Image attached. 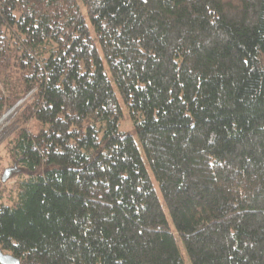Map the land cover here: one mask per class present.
<instances>
[{"label": "trees", "instance_id": "obj_1", "mask_svg": "<svg viewBox=\"0 0 264 264\" xmlns=\"http://www.w3.org/2000/svg\"><path fill=\"white\" fill-rule=\"evenodd\" d=\"M20 103L4 255L264 264V0H0V117Z\"/></svg>", "mask_w": 264, "mask_h": 264}, {"label": "rangeland", "instance_id": "obj_2", "mask_svg": "<svg viewBox=\"0 0 264 264\" xmlns=\"http://www.w3.org/2000/svg\"><path fill=\"white\" fill-rule=\"evenodd\" d=\"M84 14H86L85 11H84ZM109 76L112 78L111 72H109ZM114 87H116L115 83H114ZM115 92L118 95V99H119L120 105L122 106V111H123V116H124L119 128H120L122 133H126V134L130 135L132 138H134V140L137 144V147L140 151L142 161H144V163L146 165L147 172H149V174H150V178H151V181L154 185L156 194H158L160 202H162V205H164L163 194L161 193L158 182L155 180L153 171H151V169H150L149 162H148L146 155H145V150L143 149V146H142L141 140L137 134L136 128L134 127V125L131 121V117L129 116L128 109L124 105V103L122 102L121 96L118 93L116 88H115ZM12 108H10L9 110H6L4 112V114L0 117V122H1L0 128H3L4 129L3 133H5L3 135V138L0 141V197H1V194L4 195L3 199L0 198V203L3 201L5 203H8L9 192L18 189L17 188L18 180L15 177H13L7 183L2 182V176L5 172V170L14 167L12 160H11V157L9 155V145H10L9 142L14 138L16 131L18 130V124H17L16 120H17V117L20 113V110H18L17 112L14 111L11 113L10 116H7L12 111ZM40 128H41V125L36 121H34L28 125V130L33 135L38 134L40 132L39 131ZM164 211H165V215L168 218V222H169L170 226L172 227L171 216L169 215L168 207L166 205H164ZM172 228H174V227H172ZM176 238H178L177 234H176ZM178 246H179V249H181L182 256H183V259L185 260V263L191 264L190 260L188 259L187 255H186V251L183 248V244L180 242L178 244Z\"/></svg>", "mask_w": 264, "mask_h": 264}, {"label": "water", "instance_id": "obj_3", "mask_svg": "<svg viewBox=\"0 0 264 264\" xmlns=\"http://www.w3.org/2000/svg\"><path fill=\"white\" fill-rule=\"evenodd\" d=\"M21 170L18 169L17 166H14L13 168L5 170L3 176H2V182L7 183L9 180L13 178L14 174L20 173ZM0 264H21L20 261L16 258H14L11 255L3 254L1 248H0Z\"/></svg>", "mask_w": 264, "mask_h": 264}, {"label": "built area", "instance_id": "obj_4", "mask_svg": "<svg viewBox=\"0 0 264 264\" xmlns=\"http://www.w3.org/2000/svg\"><path fill=\"white\" fill-rule=\"evenodd\" d=\"M21 103L19 105L15 106L14 108H12V111L7 116H10L11 113L14 112V111L17 112L18 109H19V106L21 105ZM0 124H1V122H0ZM3 131H4V129L3 128H0V141L3 138V135L5 134V133H3Z\"/></svg>", "mask_w": 264, "mask_h": 264}]
</instances>
